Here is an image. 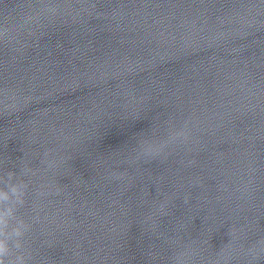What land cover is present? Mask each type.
<instances>
[{"label":"clouds","instance_id":"9594fccd","mask_svg":"<svg viewBox=\"0 0 264 264\" xmlns=\"http://www.w3.org/2000/svg\"><path fill=\"white\" fill-rule=\"evenodd\" d=\"M16 174L7 173L0 185V264H27L23 253L15 254L14 250L23 248L22 237L29 225L17 215L18 208L25 203L28 184L20 180L14 182Z\"/></svg>","mask_w":264,"mask_h":264}]
</instances>
